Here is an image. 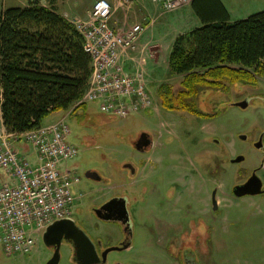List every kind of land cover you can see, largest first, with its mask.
<instances>
[{
    "label": "rangeland",
    "instance_id": "obj_1",
    "mask_svg": "<svg viewBox=\"0 0 264 264\" xmlns=\"http://www.w3.org/2000/svg\"><path fill=\"white\" fill-rule=\"evenodd\" d=\"M42 1L57 3L60 11H67L66 14L73 19L91 14L96 2ZM110 1L114 15L124 14L121 8L127 6L125 0L121 2L124 6L115 0ZM224 1L228 7L231 6V0ZM28 3V0H0V11L13 6H27ZM232 5L234 20H237L238 14L258 13L254 8L264 7V0H234ZM126 13L132 12L126 10ZM173 14L166 13L164 18ZM165 61L168 65L162 61L149 84L153 93L150 110L126 118L111 117L100 110L98 101H93L69 114L58 111L44 118L42 123L48 125L67 116L66 121L72 131L69 140L80 149L79 156L63 163V167L67 164L75 169L82 179L85 178L82 166L95 167L108 177L105 185L83 180L75 186L74 194L78 196L82 191L88 192L93 188L94 201H101L108 196V189L113 185H123L122 191L131 194V189L136 190L142 185L140 180H149L142 187H148L146 191L150 192V199L146 205L137 207L136 214H132L135 227L131 248L114 251L110 255L112 260L118 259L122 264H175L171 260L182 255L181 248L191 253L200 264H264V194L238 198L232 191L233 186L243 183L254 169L264 181V153L254 149L252 143L264 132V76L258 77L255 86L235 84L230 85L227 91H204L198 98V107L202 112L216 116L202 119L186 112H170L161 108L157 88L169 83L177 93L182 78L181 75H170L169 60ZM246 100H249V105L241 107L240 103ZM141 132L151 134L153 141V146L145 153L136 151L133 146ZM241 135L247 136V140L241 139ZM29 155L34 159L33 152ZM238 155H244L246 160L232 163L231 159ZM132 161L140 172L130 184L131 175L128 176L120 166ZM0 174H3L1 169ZM160 175L163 180L151 191L150 182L154 183ZM175 180L181 182V190L174 201L163 206L165 212L160 213L155 228L148 219L158 212L155 199L161 198L167 184ZM98 186H105L106 190H99ZM214 190H217L219 205L216 212L211 201ZM148 193L136 194L140 196L139 203L143 204ZM174 193L172 188L169 196ZM87 215L86 205H78L77 201L73 220L82 224ZM181 216L187 218L184 226L179 224ZM180 232L178 241L169 245V251L177 253H172L174 258H171L161 251L166 244L165 238ZM107 241L113 243L112 239ZM67 245L64 241L60 264H73ZM50 256L43 235L34 252L24 256L8 257L0 245V264H46Z\"/></svg>",
    "mask_w": 264,
    "mask_h": 264
},
{
    "label": "trees",
    "instance_id": "obj_2",
    "mask_svg": "<svg viewBox=\"0 0 264 264\" xmlns=\"http://www.w3.org/2000/svg\"><path fill=\"white\" fill-rule=\"evenodd\" d=\"M0 11V116L10 133L43 125L53 112L68 111L83 99L92 60L75 24L41 0ZM202 25L177 37L169 57L170 75L181 88H157L161 108L198 118V98L206 90L252 85L264 76V11L237 21L221 0H193ZM87 104H80L84 107ZM72 111V112H73Z\"/></svg>",
    "mask_w": 264,
    "mask_h": 264
},
{
    "label": "built area",
    "instance_id": "obj_3",
    "mask_svg": "<svg viewBox=\"0 0 264 264\" xmlns=\"http://www.w3.org/2000/svg\"><path fill=\"white\" fill-rule=\"evenodd\" d=\"M153 1L162 12L174 13L193 0ZM125 3L129 6L131 0ZM113 15L110 0H96L89 20H72L84 37L92 73L83 99L68 114L93 101L99 102L103 113L121 118L153 107L148 56L140 44L146 26L135 23L120 34L110 24ZM70 134L66 117L23 133L0 126V169L8 177L0 184V245L6 256L34 252L51 224L73 218L79 176L67 164L62 166L78 153ZM21 141L29 145L34 159L16 149L14 145Z\"/></svg>",
    "mask_w": 264,
    "mask_h": 264
},
{
    "label": "flooded vegetation",
    "instance_id": "obj_4",
    "mask_svg": "<svg viewBox=\"0 0 264 264\" xmlns=\"http://www.w3.org/2000/svg\"><path fill=\"white\" fill-rule=\"evenodd\" d=\"M142 133L143 132H141L138 138L133 141V146L136 151L140 153H145L149 150V148H151V146H153V143L144 147L143 151H139L137 149V143L140 140ZM149 137L152 140L151 134ZM252 143H253L254 149L262 151L264 153V132L257 141H254ZM79 153H80V149L78 148V153L76 157L79 156ZM132 162H124L120 166V168H122L121 170L122 171L125 170L128 176L131 175V179L129 182L130 184L134 179L138 178V175L140 172L139 171L140 169L138 170V166L135 164V162L133 163ZM132 167L135 168L134 173H133ZM81 170H83V174L85 178L82 179V177L77 173L79 176V183L77 185H80L83 180L84 181L88 180V181L94 182L95 184H103V185L107 184V178H108L107 175L101 174V172L97 168L82 166ZM254 172L258 173V170L254 169L249 175V177ZM161 179L163 180V177H161L160 175V177H158L154 183L150 182L149 188L151 189V191H152L153 186L156 187L157 185L161 183L162 181ZM140 181H141V184L143 185L144 183H146L145 181H149V180L142 179ZM180 184L181 182L176 181V180L169 182L166 188L162 192V197L157 200L155 199V206L157 207L158 212H156V214L152 218L148 217V219L152 221L155 228L157 227L159 217H161L160 213L165 212L163 206L165 204L167 205L169 201H172V200L174 201L176 199L177 193L181 190ZM263 184H264V181H263ZM142 185H140L139 187L137 186L136 190H138V192L136 190L131 189V194L130 192L126 193L122 191L123 185H117V186L113 185L108 189L109 191L108 196L104 197L101 201H94V198L92 195V192L94 190L92 187H91L92 189L88 190V192L82 191L81 193H79L78 195L79 198L77 200L78 205L85 204L88 215L85 217L82 224H77V223L76 224L78 225V227H80V229H82L90 237V239L94 243V246L96 248V252L98 255L97 257L98 261H96L93 264H122L121 261L118 259L112 260L110 258V255L114 251L128 250L132 246V238H133L134 227H135L132 214H136L137 207L140 205L141 206L146 205L148 200L150 199V196H149L150 192L148 193V191H146L148 190V187H142ZM97 188H100L99 190H106L105 186L103 187L98 186ZM172 188L175 189V193L172 197H170L169 192ZM145 192H147L148 194H146L145 201L143 202V204H141L139 203L140 196L136 194L141 193V195H143L145 194ZM105 193L106 192H104V195H106ZM125 199L127 200V203H126L127 210H128V213H126L127 216L124 215L123 213L124 211L122 209V203L123 201H125ZM216 200H217V193H216ZM211 201H212V206H213L212 209L213 211L216 212L219 209V205L216 209L214 208L213 193L211 194ZM182 210H184V208H182ZM187 211H189V209H187ZM198 215H202V214L199 213ZM186 219L187 218L185 216H181L178 219L179 224L181 223V225L183 224L184 226V224H186ZM107 225L112 226V227H106ZM181 232L174 236H167L165 238L166 244L162 247L163 250L161 251L162 252L164 251L163 253L167 254L168 256H171V258H174L172 253H174L175 255H177V253L173 251H169V245L174 241H178L176 239L178 236L181 235ZM154 233H156V230H154ZM156 234L158 235V231ZM108 239H112L113 243L110 244L108 241L106 243V240ZM67 244H68L67 245L68 249H70L69 254H70V259L72 263L81 264L78 261L77 251L74 245L69 242H67ZM63 245H64V241H63L62 246ZM48 248L50 249V252H51V256L49 257L50 259L54 254L55 248L54 247H48ZM111 248H115V249L112 250ZM182 250L183 249L181 248L182 255H179L175 260H171L172 262H174L175 264H200V262L198 263L196 259L191 255V253H189L187 250H183V251ZM61 254H62V247H61Z\"/></svg>",
    "mask_w": 264,
    "mask_h": 264
},
{
    "label": "crops",
    "instance_id": "obj_5",
    "mask_svg": "<svg viewBox=\"0 0 264 264\" xmlns=\"http://www.w3.org/2000/svg\"><path fill=\"white\" fill-rule=\"evenodd\" d=\"M115 1L118 2L119 5H123L121 3L122 0ZM240 1L241 0H239V2ZM221 2L228 10L231 21L245 19L252 15V13L238 14V19L234 20V6L232 5V2H234V0H231L230 7H228L226 1L221 0ZM42 3L45 6L55 8L59 13H61L68 19H73L70 17V15L66 14L67 11H60L57 3H44V1H42ZM121 9L124 10V14H115L110 22L111 26L118 33H125L131 26V24L143 23L146 26V31L141 37L140 44L144 49V52L148 56L147 76L149 84L155 77L157 68L159 67L160 63L162 61L166 62L165 60L167 59L169 60L173 45L177 37L182 34H186L202 25L201 20L196 15L191 4L185 6L177 12H174L173 16L168 18H164V14L166 13L162 12L159 4L153 0H132L131 5L124 8L122 7ZM125 9L132 13L127 14ZM254 10H258V12H261L264 11V7H256L254 8ZM89 19L90 14H86L82 17V20L85 21ZM166 63L168 65V62ZM0 126L5 128L2 116H0ZM18 145L19 147H17ZM14 146L22 155L30 156L29 153L32 152L29 145L25 142H18ZM4 181H8V177L3 171V174H0V184Z\"/></svg>",
    "mask_w": 264,
    "mask_h": 264
},
{
    "label": "water",
    "instance_id": "obj_6",
    "mask_svg": "<svg viewBox=\"0 0 264 264\" xmlns=\"http://www.w3.org/2000/svg\"><path fill=\"white\" fill-rule=\"evenodd\" d=\"M249 105V100L240 103L241 107H247ZM150 134L148 132H143L141 134L140 140L137 143V149L143 151L144 147L150 145L152 140L150 139ZM241 139L246 140L247 136L241 135ZM246 160L244 155H238L236 158L231 159L232 163H242ZM133 173L135 168L132 167ZM217 190L213 192L214 208L218 207V202L216 200ZM233 194L242 198L245 196H257L264 194V184L262 178L257 172H254L244 183L237 184L233 187ZM127 200L123 201L122 209L125 216L128 213ZM129 219V217H128ZM44 244L47 247H54L53 256L47 261L46 264H60L61 262V247L63 241L72 243L77 251L78 261L81 264H93L98 261V255L94 243L90 237L82 230L73 219H63L58 220L51 224L43 235ZM112 250L115 248H111Z\"/></svg>",
    "mask_w": 264,
    "mask_h": 264
}]
</instances>
